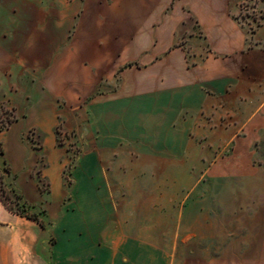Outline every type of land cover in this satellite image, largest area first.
I'll return each mask as SVG.
<instances>
[{
    "label": "crops",
    "instance_id": "0c3cea01",
    "mask_svg": "<svg viewBox=\"0 0 264 264\" xmlns=\"http://www.w3.org/2000/svg\"><path fill=\"white\" fill-rule=\"evenodd\" d=\"M2 78L24 116L9 134L37 126L49 191L22 145L15 187L40 220L0 200V264H264V0H0ZM97 89L125 111L163 95L194 199L138 203L125 183L69 198L57 111Z\"/></svg>",
    "mask_w": 264,
    "mask_h": 264
},
{
    "label": "rangeland",
    "instance_id": "374dc122",
    "mask_svg": "<svg viewBox=\"0 0 264 264\" xmlns=\"http://www.w3.org/2000/svg\"><path fill=\"white\" fill-rule=\"evenodd\" d=\"M146 79L145 76V83ZM159 81L162 86L163 79ZM0 83L6 89V92L0 90V189L3 187L7 191L1 193L13 210L36 212L30 207L23 210V197H18L22 194L15 187L18 176L13 174L12 166L20 159L22 145H30L36 153L41 151L42 157L37 158L34 173L43 191L48 192V181L41 176L45 165L44 143L35 125L27 127L21 137L9 134L24 116L16 105L14 85L11 92L6 78L0 79ZM116 97L115 90L97 89L79 103L62 106L57 111L59 121L55 137L57 146L66 152L65 183L78 185L75 195L69 198H84L85 189L89 187L100 186L104 192L107 186L109 194L120 197L123 193V197L133 198L138 203L175 199V209H179L182 200L195 198L200 169L185 161L181 163L184 159L179 151L171 150L175 143L167 140L168 133L180 130L178 123L171 126L168 121L164 123L163 95L155 94L150 107L149 101L144 99L143 108L131 107L127 111ZM123 113H127L126 117ZM27 123L28 120H23L21 125ZM117 183L131 188L120 193L112 189Z\"/></svg>",
    "mask_w": 264,
    "mask_h": 264
},
{
    "label": "trees",
    "instance_id": "16d2710c",
    "mask_svg": "<svg viewBox=\"0 0 264 264\" xmlns=\"http://www.w3.org/2000/svg\"><path fill=\"white\" fill-rule=\"evenodd\" d=\"M2 189V190H1ZM0 189V200L3 202V204L10 210V211H12V212H14V213H17V214H21V215H25V216H27V217H29V218H32V219H35V220H40L39 219V213H36V212H28V213H24V212H20V211H15V210H13L8 204H7V202L5 201V199L3 198V195H2V193H1V191L2 192H4V193H6L7 191H6V189H4L3 187ZM18 197H21L22 198V196L21 195H19ZM21 206H22V208H23V210H28L29 209V205L24 201L23 203H21Z\"/></svg>",
    "mask_w": 264,
    "mask_h": 264
}]
</instances>
